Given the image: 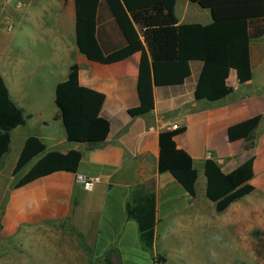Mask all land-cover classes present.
I'll return each instance as SVG.
<instances>
[{
    "label": "crops",
    "instance_id": "0c3cea01",
    "mask_svg": "<svg viewBox=\"0 0 264 264\" xmlns=\"http://www.w3.org/2000/svg\"><path fill=\"white\" fill-rule=\"evenodd\" d=\"M49 5L45 17L32 13L30 7L20 16L17 29L24 43L18 62L13 59L15 48L3 45L7 57L0 75L26 116L25 125L11 135L19 128L31 130L22 139L14 168L32 136L42 140L47 151H80L82 160L77 173L57 172L13 189L0 219L4 230L14 234L22 227L24 231H35L34 226L44 227L42 231L65 227L79 236V245L92 252L87 264L92 259L103 264L107 260L141 264L134 256L146 259L147 264H166L163 253L167 250L175 251L183 264H251L258 258L264 264V248L260 254L256 252L264 235H253L264 232V35L250 41L249 72L232 68L226 80L199 89L203 63L192 62L191 76L184 84L154 87V101L142 103L137 91L142 53L112 64L90 60L76 44L74 0ZM174 12L180 25L213 22L209 9L189 0H177ZM97 21V37L105 53L126 43L144 42L122 0H102ZM256 28L259 26L252 31ZM32 57L37 59L35 70L39 72L35 82L22 80L23 73L29 76L33 72ZM229 59L227 45H209L211 62L228 65ZM74 64L80 68L83 116L110 123L109 136L103 142L68 140L56 104V88ZM28 97H34L33 102ZM174 124L184 129L175 138L176 146L193 158L198 169L196 197L169 172H159L160 134L172 130ZM252 157L254 191L218 213L216 204L206 196L205 162L213 159L229 174ZM80 174L99 176L101 182L93 190H85L77 182ZM202 175L207 200L199 198ZM16 181L14 177L12 184ZM152 192L157 201L155 255L166 259L161 263L142 249L138 225L126 212V204L135 194ZM203 240L212 244L206 247Z\"/></svg>",
    "mask_w": 264,
    "mask_h": 264
},
{
    "label": "trees",
    "instance_id": "16d2710c",
    "mask_svg": "<svg viewBox=\"0 0 264 264\" xmlns=\"http://www.w3.org/2000/svg\"><path fill=\"white\" fill-rule=\"evenodd\" d=\"M101 1L74 0L78 50L90 60L103 64L116 63L142 53L137 85L142 103L154 101V87L184 84L191 76L192 62L203 63L197 84L199 89L226 80L232 68L249 72L252 67L250 41L264 35V0H189L212 12L213 22L206 26L178 24L174 12L177 0H122L144 42L126 43L120 49L105 53L97 37V14ZM257 26L259 28L252 31ZM210 44L229 47L228 65L209 60ZM79 70L77 64L72 65L67 79L58 84L56 104L70 142H103L109 136L110 123L104 118L90 120L83 116ZM25 123L24 110L12 100L0 75V164L10 150L12 131ZM183 132L184 129H179L160 134L159 172H169L192 197H196L198 169L193 158L175 143L176 136ZM81 160L80 151L73 150L66 154L47 151L43 141L32 136L26 141L14 168L13 176L17 178L14 189L57 172L77 173ZM254 161L252 157L229 174L224 173L215 160L205 162L206 196L216 204L218 213H224L234 202L254 191L251 184ZM126 212L128 218L138 225L142 249L150 253L156 262H165L163 256L155 255V193L135 194L127 202ZM253 235L258 237L264 232L255 231ZM106 264L111 263L107 260Z\"/></svg>",
    "mask_w": 264,
    "mask_h": 264
},
{
    "label": "rangeland",
    "instance_id": "374dc122",
    "mask_svg": "<svg viewBox=\"0 0 264 264\" xmlns=\"http://www.w3.org/2000/svg\"><path fill=\"white\" fill-rule=\"evenodd\" d=\"M55 1L59 3L63 2V0H0V72L3 71V62L7 57L3 54L4 44L6 45L9 43V45L12 46V49L15 48L13 59H15L16 62L20 59V47L24 43V38L20 35V30H18L17 27L20 16L24 13V9L30 7L32 13H36V15L38 14L39 17H42L48 13V10H50L49 2ZM9 38H11V40H9ZM34 42L35 40L33 39V44ZM29 63L33 72L29 74V76L23 73L24 79L22 80L26 81L28 78L30 81L35 82L36 75L39 73L35 70L37 59L32 57ZM34 84L35 83L31 84L33 92L35 90L33 88ZM33 98L28 97L29 102H33ZM30 131L31 130L25 128H19L15 131L12 137L13 141L10 152L7 154L1 165L0 174L2 182L0 183V219L4 211L7 197L14 189V185L12 184L14 180L13 169L15 159L19 153L20 144L22 139ZM204 188L205 177L202 175L198 185V193L199 198L202 196V198H206L205 200H207V197H205L204 194ZM3 198H5V200L1 201ZM222 217L223 215L219 214V218L222 219ZM31 228L35 229V231H24L22 230V227L19 232L10 234L4 230V227L0 222V264H87V257L93 255L91 251L83 248L82 244L79 245V243H77L79 236H76L75 233L73 234L66 231L65 227L60 228L56 226V229L58 230L52 227V229L55 230L51 231H42L44 227L41 226H34ZM59 229H61V231ZM203 241V244L206 247H209L212 244L209 240ZM256 246V252L260 254L264 248V242L259 241ZM139 250L141 251V249ZM163 255L168 259V263L166 264H183L179 261L175 251L167 250ZM133 258H137V263H148L146 259L144 260L142 257L134 256ZM258 259L252 261L251 264H263L260 262V259ZM90 264L103 263L98 260L93 261L92 259Z\"/></svg>",
    "mask_w": 264,
    "mask_h": 264
},
{
    "label": "built area",
    "instance_id": "2783aa9c",
    "mask_svg": "<svg viewBox=\"0 0 264 264\" xmlns=\"http://www.w3.org/2000/svg\"><path fill=\"white\" fill-rule=\"evenodd\" d=\"M180 126L178 124H174L172 126V130H179ZM77 182L80 183L85 190H93L100 182L101 178L99 176H87V175H78Z\"/></svg>",
    "mask_w": 264,
    "mask_h": 264
}]
</instances>
